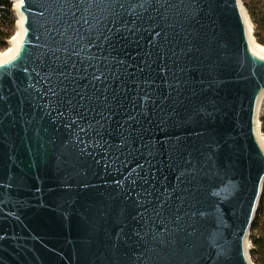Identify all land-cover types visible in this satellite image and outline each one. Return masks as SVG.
<instances>
[{"label":"water","instance_id":"95a60500","mask_svg":"<svg viewBox=\"0 0 264 264\" xmlns=\"http://www.w3.org/2000/svg\"><path fill=\"white\" fill-rule=\"evenodd\" d=\"M10 2L0 264H251L264 53L241 0Z\"/></svg>","mask_w":264,"mask_h":264},{"label":"trees","instance_id":"16d2710c","mask_svg":"<svg viewBox=\"0 0 264 264\" xmlns=\"http://www.w3.org/2000/svg\"><path fill=\"white\" fill-rule=\"evenodd\" d=\"M254 4L255 3H253V6ZM253 6H249V10H248L251 20L256 26H259L260 29H264V11L258 8L255 9ZM14 23H15V18L11 11L10 0H0V52L6 48L7 40L8 39L10 40L11 36L14 33L13 30ZM259 42L261 44H264V39L260 40ZM260 120L264 121V110L262 111V117H260ZM260 130L261 132H263L262 128H260ZM251 231H256V234L253 236L250 235L249 233L250 242L253 247L252 252L254 253V255L257 256L259 263L264 264V192L263 191L250 232Z\"/></svg>","mask_w":264,"mask_h":264},{"label":"rangeland","instance_id":"374dc122","mask_svg":"<svg viewBox=\"0 0 264 264\" xmlns=\"http://www.w3.org/2000/svg\"><path fill=\"white\" fill-rule=\"evenodd\" d=\"M241 3H242V6H243V10L245 11V14H246V16L248 18V21H249V25H250V28H251V31H252L251 33H252L253 40H254L255 44L259 48L264 49V44H261L259 42L260 40L264 39V29H260L259 26H256L252 22L251 17H250V15L248 13L249 6H253V3H255L254 6H253L255 9L258 8V9H261V10L264 11V0H261V1H259V0H242ZM255 5H256V7H255ZM13 30L15 31L16 27ZM12 36H11V38H12ZM8 40H7L6 48L3 51H1L0 53L5 52V50L8 49V47H9ZM263 110H264V103H263V105L261 107L260 114H259V125H260V128L263 129V132H260V133L262 134L261 137H262V139L264 141V121L260 120V117H262V111ZM263 192H264V188H263ZM255 234H256V231H251L250 232V235H252V236L255 235ZM252 251H253V247L251 245L250 237H249L248 253H249V258H250L251 264H260L257 256L254 255V253Z\"/></svg>","mask_w":264,"mask_h":264},{"label":"bare ground","instance_id":"6f19581e","mask_svg":"<svg viewBox=\"0 0 264 264\" xmlns=\"http://www.w3.org/2000/svg\"><path fill=\"white\" fill-rule=\"evenodd\" d=\"M247 27H248V31H249V40H250V43H251V46L255 49V50H257V51H259V52H261V53H264V49H262V48H259L256 44H255V42H254V40H253V37H252V31H251V28H250V25H249V23L247 22ZM16 34H17V26H16V30H15V35L14 36H12V38L8 41V44H9V47H8V49L5 51V52H2V53H0V57H3L4 55H6V54H9L12 50H13V41H14V39H15V36H16ZM263 103H264V97L261 99V101H260V110H261V107H262V105H263ZM259 110V111H260ZM260 113V112H259ZM258 125H259V123H258ZM259 128H260V125H259ZM259 135H260V138H261V133H259ZM264 142V141H263ZM247 247H248V244H247ZM249 254V253H248ZM250 259V258H249ZM251 262V261H250Z\"/></svg>","mask_w":264,"mask_h":264}]
</instances>
